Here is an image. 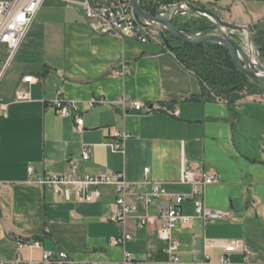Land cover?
<instances>
[{
    "label": "crops",
    "instance_id": "crops-1",
    "mask_svg": "<svg viewBox=\"0 0 264 264\" xmlns=\"http://www.w3.org/2000/svg\"><path fill=\"white\" fill-rule=\"evenodd\" d=\"M188 1L237 26L250 28L264 20V0ZM186 18L198 21L191 14L180 19ZM8 57L0 43V66ZM122 61L128 68L115 74ZM27 75L36 78L31 100L11 101ZM58 96L80 104L92 97L101 101L82 112V130L75 131L73 117H60L51 106ZM120 97L142 103V109L123 113ZM0 100L8 102L0 114V260L27 257L26 249L17 251L16 240L39 238L43 248L64 250L78 262L118 264L129 253L140 264H162L157 219L143 227L134 217L122 226L104 219L114 207L113 186L100 185L95 202H81L36 182L42 173H65L76 164L83 175L122 172L134 183L133 192H149L158 183L168 192L189 194L183 172L215 173L218 181L195 197L228 216L203 222L190 199L180 204L181 215L189 217L174 231L182 264H219L225 255L221 244L229 241L239 243L226 255L232 264L244 255L264 263L263 95L231 103L203 99L195 74L162 40L141 43L97 34L81 5L43 0L3 71ZM111 129L130 135L121 151L109 147L115 141ZM81 143L92 147L88 160L80 158ZM127 200L144 212L133 193ZM148 213L156 216L155 203ZM123 228L131 239L110 244Z\"/></svg>",
    "mask_w": 264,
    "mask_h": 264
},
{
    "label": "built area",
    "instance_id": "built-area-1",
    "mask_svg": "<svg viewBox=\"0 0 264 264\" xmlns=\"http://www.w3.org/2000/svg\"><path fill=\"white\" fill-rule=\"evenodd\" d=\"M63 1L68 5H81L89 28L97 34L132 38L141 43L161 40L156 30L135 20L132 14L131 0H104L99 3H92L90 0ZM42 2L43 0H0V43L5 44L9 50L7 61L0 66V80L5 67L24 40L27 29ZM127 68L128 63L122 61L120 70H116L114 73L120 74ZM35 80L36 78L32 75L23 76L11 101H30V85ZM100 101V98L92 97L80 104L77 101H67L58 96L51 101V106L58 116L73 117L74 130L81 131L83 127L82 112ZM117 101L122 104L123 113L129 110L140 111L143 106L138 101H128L124 97H120ZM7 104L8 102L0 100V114L6 110ZM147 111H150V108ZM172 113L176 115L177 110ZM110 133L115 141L109 143V147L112 151H121L124 141L130 135L124 130L115 129H111ZM91 150L90 144L81 143L80 158L82 160L90 159ZM144 171L146 172L147 168ZM32 172L33 169L28 167V173L32 174ZM217 181L218 177L213 172L185 171L182 174L181 182L191 185L189 194L168 192L158 183L153 184L149 192H133L134 183L127 180L122 172L83 175L79 173L76 164H71L65 173H42L36 180L42 187L51 188L55 193L61 194L65 200H70L74 194L75 199L81 202H95L100 196L98 189L100 185L113 186L116 193L114 207L104 219L122 226L128 218L134 217L138 227H143L152 219H157L159 222L157 236L162 241L161 250L164 255L162 264H182L178 254L179 241L174 236V231L179 225L189 221V217L181 215L179 211V206L184 200L190 199L193 202L194 212L203 222L223 219L228 216L227 212L211 209L204 204L201 198L195 197L201 193L205 186ZM90 186L94 189L89 190ZM132 193L136 200L142 203L143 213L139 212L137 203L127 200V197ZM152 203H155L156 207L155 217L148 213V207ZM129 239H131V234L123 228L120 234L110 238V244L123 245ZM221 247L225 255L219 258V264H232L226 255L236 251L239 247L238 241L222 243ZM16 249L18 252L26 249L27 257L17 254L12 259L0 260V264H107L75 261L64 250L55 251L43 248L41 240L36 238L17 239ZM36 250H39L37 254ZM118 264H140V261L135 260L129 253H125ZM237 264L264 263H256L248 255H244Z\"/></svg>",
    "mask_w": 264,
    "mask_h": 264
},
{
    "label": "water",
    "instance_id": "water-1",
    "mask_svg": "<svg viewBox=\"0 0 264 264\" xmlns=\"http://www.w3.org/2000/svg\"><path fill=\"white\" fill-rule=\"evenodd\" d=\"M131 7L135 20L156 30L170 51L180 47L175 41L224 46L240 75L264 88V61L254 44L250 28L228 23L216 12L188 0L169 4H162L159 0H131ZM188 14L211 21L214 27L203 32H191L183 27L189 19H180Z\"/></svg>",
    "mask_w": 264,
    "mask_h": 264
},
{
    "label": "trees",
    "instance_id": "trees-1",
    "mask_svg": "<svg viewBox=\"0 0 264 264\" xmlns=\"http://www.w3.org/2000/svg\"><path fill=\"white\" fill-rule=\"evenodd\" d=\"M159 1L162 4H169L177 0ZM197 20H188L183 27L189 28L191 32L210 30L208 21L202 18ZM250 30L253 33L254 44L264 61V20L252 25ZM177 45L180 47L174 51L175 57L185 68L195 74L201 86L203 99L223 100L231 103L246 95L261 94L264 96L263 87L244 79L235 69L226 47L180 41L177 42Z\"/></svg>",
    "mask_w": 264,
    "mask_h": 264
},
{
    "label": "rangeland",
    "instance_id": "rangeland-1",
    "mask_svg": "<svg viewBox=\"0 0 264 264\" xmlns=\"http://www.w3.org/2000/svg\"><path fill=\"white\" fill-rule=\"evenodd\" d=\"M209 22H211V21H209ZM211 28L210 29H212L213 27H214V24H213V22H211ZM47 246V245H46Z\"/></svg>",
    "mask_w": 264,
    "mask_h": 264
}]
</instances>
